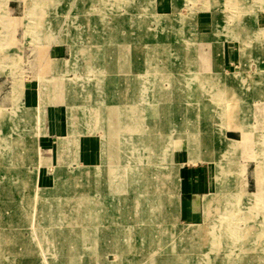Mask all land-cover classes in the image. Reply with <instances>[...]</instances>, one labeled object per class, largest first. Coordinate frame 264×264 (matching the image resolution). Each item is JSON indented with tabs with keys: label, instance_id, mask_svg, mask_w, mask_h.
Returning <instances> with one entry per match:
<instances>
[{
	"label": "rangeland",
	"instance_id": "374dc122",
	"mask_svg": "<svg viewBox=\"0 0 264 264\" xmlns=\"http://www.w3.org/2000/svg\"><path fill=\"white\" fill-rule=\"evenodd\" d=\"M203 2L0 0V264H264V0Z\"/></svg>",
	"mask_w": 264,
	"mask_h": 264
},
{
	"label": "crops",
	"instance_id": "0c3cea01",
	"mask_svg": "<svg viewBox=\"0 0 264 264\" xmlns=\"http://www.w3.org/2000/svg\"><path fill=\"white\" fill-rule=\"evenodd\" d=\"M206 1L207 0H204L203 5H204V3ZM167 14H170V13H167ZM262 20L263 19H262L261 13L258 14V15L256 14V16H254V18H253L254 25L255 26H259L260 23L262 24ZM232 46H233L232 42L230 43L229 41L226 42V44L224 45V48L227 49L224 52V53H226V55L223 54L225 59L229 58V59L233 60L234 55H233L232 50L234 51V48H232ZM1 76L2 75H0V107L6 108V109H11L13 107V105H14V95H13V90H12V80H11V84L7 85L6 84V79H2ZM31 81L32 80H26V81L23 82V85H22V89L23 90H22L21 95H20L19 100H18V103L20 104V106L21 105H25V104L28 105V106H31L33 101H34V96H35L34 91L36 89H34L33 83ZM8 86H9V88H8ZM30 109H32V108H30ZM54 113H55V111H54ZM52 120L53 121L55 120L54 116H52L51 121ZM54 132L55 131L52 130V133H54ZM48 139H49L48 137L45 138L44 134H41V135H39V137L37 136V140L35 138V143H38L39 145L42 144V148L43 149H49L48 146H50V143H48ZM254 178H255V183L253 184V189H255V184H256V177H254ZM247 182H248V180H247ZM246 187L248 188V184H247ZM253 189H252V191H253ZM190 203H191L190 200L186 201L184 203L183 209L185 211V210H189V209L194 208V212H195V220L194 221L199 222L201 220L200 219V217H201L200 214L201 213L199 212V206L197 207V205H196V207H195V206H193ZM174 204H176V203H174Z\"/></svg>",
	"mask_w": 264,
	"mask_h": 264
},
{
	"label": "bare ground",
	"instance_id": "6f19581e",
	"mask_svg": "<svg viewBox=\"0 0 264 264\" xmlns=\"http://www.w3.org/2000/svg\"><path fill=\"white\" fill-rule=\"evenodd\" d=\"M234 146H237V144L236 145H234ZM234 146H231V147H234ZM262 147V146H261ZM264 150V149H263ZM221 168V171L223 170V166H221L220 167ZM132 169V168H131ZM230 198V197H229ZM229 202V201H228ZM237 202V201H236ZM239 202V201H238ZM260 202V201H259ZM251 203V202H250ZM228 205H229V203H228ZM232 205H234V204H232ZM253 211V210H252ZM251 211V212H252ZM255 212H256V210H255ZM227 222V221H226ZM234 222V221H233ZM229 222H227V225H228V227L230 228V226H229V224H228ZM234 224V223H233ZM225 227V229H226V226H224ZM214 228V227H213ZM190 229V228H189ZM192 229V228H191ZM190 229V230H191ZM215 229V228H214ZM213 229V230H214ZM192 230H194V229H192ZM237 230H239V229H237ZM215 232H212V230H211V226H210V229L207 231V235H206V240H208V238H209V241L211 242L210 243V245L213 243V241L215 240L216 241V239L218 238V234L219 233H216V230H214ZM229 231L231 232V230L229 229ZM199 233V231H196V230H194V232L192 233V235H191V237L193 238L192 240L193 241H200V236L199 235H197ZM214 234V238H212V235ZM237 234H238V237H240L241 236V238H243V239H245V237H244V235L243 234H241V233H238L237 232ZM190 235V234H189ZM211 236V237H210ZM198 237V238H197ZM69 239V238H68ZM241 240V239H240ZM65 241H67V240H65ZM192 241V242H193ZM262 241V240H261ZM63 242H64V240H63ZM249 243V242H248ZM55 244V243H54ZM235 244V243H234ZM63 245H64V243H63ZM247 245H249V244H247ZM241 247V246H240ZM248 247V246H247ZM60 249H61V247H60ZM191 249H193L192 250V254L193 253H197L198 254V256H199V259H200V263L201 264H213L212 262H213V258H209V256H211V253H209V248L207 247V248H203V246H191ZM216 249V248H215ZM217 250V249H216ZM217 252V251H216ZM242 252V251H241ZM63 253V252H62ZM65 253V252H64ZM62 254L63 256L64 255H67V253H65V254ZM59 254H60V252H59ZM58 254V255H59ZM61 255V256H62ZM57 257V256H56ZM181 257V256H180ZM72 258H73V256H72ZM174 258V257H173ZM73 261V260H72ZM81 261V260H80ZM182 261V260H181ZM203 261V262H202ZM225 261V260H224ZM74 262H76V261H74ZM74 264V263H73ZM161 264V263H160ZM168 264H170V263H168Z\"/></svg>",
	"mask_w": 264,
	"mask_h": 264
}]
</instances>
